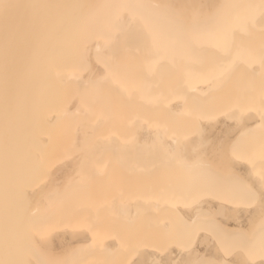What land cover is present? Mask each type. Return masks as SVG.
Here are the masks:
<instances>
[{
	"label": "bare ground",
	"instance_id": "bare-ground-1",
	"mask_svg": "<svg viewBox=\"0 0 264 264\" xmlns=\"http://www.w3.org/2000/svg\"><path fill=\"white\" fill-rule=\"evenodd\" d=\"M260 2L5 0L0 261L241 264L246 238L259 264L264 210L244 182L264 146V26L238 34L222 86L165 34L174 13L198 23ZM116 4L140 7L113 28Z\"/></svg>",
	"mask_w": 264,
	"mask_h": 264
},
{
	"label": "snow or ice",
	"instance_id": "snow-or-ice-1",
	"mask_svg": "<svg viewBox=\"0 0 264 264\" xmlns=\"http://www.w3.org/2000/svg\"><path fill=\"white\" fill-rule=\"evenodd\" d=\"M7 7L5 0H0V8L7 9ZM110 7L118 10L110 26L118 28L126 21L127 10L140 6L116 4ZM154 7H160V5ZM240 9H258V11L241 12ZM170 22L174 27L165 34L167 47L172 52L180 54L200 51L206 58L204 70L210 77V81L222 86L231 79L243 56L242 48L237 45L238 34L249 32L257 23L264 26V0H261L259 5H219L217 11L198 23H188L180 14L174 13L170 17ZM210 40H214L215 43H208ZM157 42L158 40L154 39L153 43ZM155 62L154 56L148 58L146 61L147 72L152 71ZM233 155L236 159L243 158L235 149ZM247 162L252 165L253 175L256 177L244 182L247 194L250 199L258 201L262 210H264V146L261 148L259 168H257L255 160L249 159ZM42 234L43 230L39 227L31 234L30 239L34 245H39V240L36 237L40 236L42 238ZM245 240L246 238H242L236 245L248 257L241 264H256V250L248 247ZM259 256V264H264V219H262L261 226ZM0 264H69V262L37 259L35 261H0ZM122 264H140V262L130 257L122 261ZM227 264H236V262H227Z\"/></svg>",
	"mask_w": 264,
	"mask_h": 264
}]
</instances>
